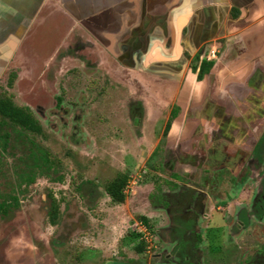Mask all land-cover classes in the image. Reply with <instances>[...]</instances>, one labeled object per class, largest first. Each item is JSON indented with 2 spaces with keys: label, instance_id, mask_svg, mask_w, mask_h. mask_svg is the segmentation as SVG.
Listing matches in <instances>:
<instances>
[{
  "label": "rangeland",
  "instance_id": "1",
  "mask_svg": "<svg viewBox=\"0 0 264 264\" xmlns=\"http://www.w3.org/2000/svg\"><path fill=\"white\" fill-rule=\"evenodd\" d=\"M237 51L243 52L244 48L239 46ZM213 53L204 57L217 60L218 54ZM54 55L53 49L42 57L27 52L21 56V66L13 69L17 77L12 87L7 84L10 71L5 69L0 78V93L8 91L16 104L29 107L41 125L38 132L30 131L0 116V203L8 201L10 195L18 199L8 218L0 210V258L4 255L12 260L10 264H180L178 251L182 238L167 228L170 216L174 220L182 217L176 202L182 197L180 201L184 200L186 193L179 194L187 187L175 188L174 182H167L174 172L173 179L180 180V184L189 182L200 187L207 204L206 216L199 218L201 223L183 236L191 239L185 247L190 259H185L184 264H231L228 258L231 252L227 250L231 228L223 226L221 240L226 246L217 259L214 253L219 247L220 230H208L209 247L205 238L201 242L195 236L198 231L204 234L205 225L217 226L224 215L234 218V207L245 203L252 192L260 197V192L256 195L258 176L248 178L245 185L241 182L233 198L238 203L234 205L227 196L233 190V175L219 168L220 165L209 168L198 165L196 159L191 167L179 162L172 165L169 160L166 162L169 169L162 167L167 156L163 153L166 144H172L167 149H171L174 157H180V145L186 140L188 126L206 123L202 116L209 105L207 101L198 108L199 117L187 108L188 100L198 88L192 90L183 86L184 81L168 77L171 71L162 70L154 75L157 81L164 79V85L153 81L146 86L128 72L110 66L86 67L69 58L58 65ZM14 59L19 61L16 55ZM28 60L40 62V67L35 69V64L26 67ZM166 79L172 85L175 82L176 89L171 90L173 86L167 85ZM57 96H61L62 102L55 105ZM135 105L138 111L133 110ZM175 105L180 107V116L173 123L171 137L162 138L168 111ZM136 115H141L139 127L132 124ZM223 121V117L213 118L207 122L208 129ZM244 141L238 145L231 142L226 147L240 152ZM157 143L158 149L147 160ZM40 150L45 151L46 159L38 160L37 164L34 157ZM240 171L241 175L244 167ZM26 172L33 176L30 182L22 179ZM118 174L127 175L125 198L121 202L114 201L105 191L108 182ZM236 179L240 182L239 177ZM52 197L58 208V218L53 224L47 215L48 200ZM219 199L226 203L222 205L217 202ZM163 200L173 203L169 211L160 206ZM140 216L147 217L148 224ZM190 216L194 215L186 218L191 219ZM263 224L260 220L251 222L247 225L248 234H240L241 241L244 240L241 245L248 241L251 247H256L251 253H261ZM139 244L143 246L141 252L135 249Z\"/></svg>",
  "mask_w": 264,
  "mask_h": 264
},
{
  "label": "crops",
  "instance_id": "2",
  "mask_svg": "<svg viewBox=\"0 0 264 264\" xmlns=\"http://www.w3.org/2000/svg\"><path fill=\"white\" fill-rule=\"evenodd\" d=\"M51 49L58 65L69 58L86 67L110 66L146 86L164 85L154 75L171 71L165 75L198 88L188 110L214 98L209 111L216 107V117L224 118L222 138L232 137L228 128L245 132L248 113H264V0H0V78L10 71L9 87L27 52L42 57ZM210 52L218 59L204 57ZM242 140L244 133L232 139L235 145Z\"/></svg>",
  "mask_w": 264,
  "mask_h": 264
},
{
  "label": "flooded vegetation",
  "instance_id": "3",
  "mask_svg": "<svg viewBox=\"0 0 264 264\" xmlns=\"http://www.w3.org/2000/svg\"><path fill=\"white\" fill-rule=\"evenodd\" d=\"M204 101H207L209 104L205 108L204 116H202L203 120L206 118V123L201 124L199 122L198 123L194 122L190 126H188V128L186 129V132H187L186 133L187 136L185 137L186 140H184L180 145L181 151L178 150L180 152V157H174L172 155L173 153L171 149H167V146L169 145L171 146L172 144L167 143L166 146L164 147L166 149L163 151L164 154L167 153V156L166 157L164 156L165 159L163 161L162 167L163 168L166 167L167 169H169L168 168L169 166L166 165V162L168 160L169 162H171L170 164L172 165L175 164V162L176 163L179 162L178 164L180 165H186L187 167L188 166L191 167V165L195 164L196 159H197L198 165L203 164L206 167H209V166L212 167V165L216 166V164L220 165L219 168H224L225 172L228 171V173H231V177L233 175V178H234L233 187H232L233 190H230L229 194L227 195L229 198H232L233 201H234L233 198L236 196L242 183L245 185L246 183H248V178L252 179L258 176L259 188L256 190L257 191L256 195L258 196V192H260L261 193L259 195L260 197H256L254 193L252 192L250 195H248V200H246L245 203L241 204L243 207H241V205L237 207L235 206L234 207L236 208L235 215H234L235 221H234V218L231 219V215H224L225 217L224 216L221 217L220 223L217 226L205 225L203 227L204 234L200 233L199 231L197 233L199 234L198 240L200 238L201 242H203L205 238L208 244V247H209L211 243V238L208 234L209 233L208 230L216 229V228L220 230V235L217 236V239L220 240L218 241L219 247L216 249L217 252L214 253L215 259H217L218 255H220V253L226 246V245H223V242L221 240L222 230L224 228L223 226H226L227 228L229 227L233 231L231 234L227 235L228 241H230L228 242L229 244H227L229 246L227 250L231 252V253H228L229 254L228 258H230L229 262L231 264H264V245L262 246L261 253H251V250H253L256 247L255 246L251 247L250 246L251 243H249L248 241L246 242V244L241 245L242 243H244V240L241 241L243 236L240 235L242 233L248 234L247 228L249 226L247 225H250L251 222L260 220L262 223H264V113L263 115H261V118H259L258 116L255 117V113L254 115H252L251 113H248L247 115L249 116V118L245 119V122L247 124L245 132L244 131L237 132L239 127L228 128L230 129V131H234L232 133V137L230 135L229 137L222 138L223 134H218V132L224 130L222 123L220 126L210 127L209 129L207 125V122H209L213 118L216 119V115H218L216 112V107L213 112L209 111V108L211 106H216L217 103L215 102L214 98L211 100L205 99ZM251 105L253 108L257 105V103L254 101L251 103ZM133 108H134L133 109L134 111L139 110L138 106H135ZM172 108L168 111L167 118L163 124L162 138H165V139L166 138L169 139L171 137L170 133L173 127V123L174 121L176 122L177 117L180 116L178 112L175 118H172L171 120L170 117L172 114ZM128 110H131V109H128ZM191 113H193V116L199 117L198 111L192 110ZM168 120L170 121V127L168 129V132L164 134L165 127L167 125ZM132 122H133L132 123L133 126L135 127L141 126V115L140 116L136 115V117L133 116ZM253 132L254 134H257V135L256 136L253 135L252 134ZM243 133L245 134V141L243 142L244 143L243 149L241 148L242 150L240 152H238V150L236 149H233L232 151H230V148L228 147L229 148L228 150L226 145L234 144L232 139H234L235 137H239V138L242 137ZM225 140H228L230 143H227ZM184 142L185 144H183ZM158 146H159V143L154 145L152 149L153 151L149 155V158L147 160H151L152 154L158 149ZM143 147L144 146L141 145V148ZM143 155H146V151H143ZM185 155L186 157H184ZM207 155H210L211 158H208ZM189 160H193V162L190 163ZM242 167H244V171L240 175V172H241L240 170H242ZM176 173L180 174V172H176ZM173 174L175 173L174 172L170 173V180H167V182L169 183L174 182L173 187L175 188L187 187L185 191H184L185 188H183L182 189L183 191L181 190L182 192H180L179 194L181 196L182 193L183 194L186 193L184 200L180 201L183 198V197L182 198L180 197L181 199H178L176 202L178 205V210L179 211L181 210L180 212L179 211L178 212L180 216L182 217H178L176 220H174L172 216H170L169 218L170 219L169 228H167V230H171L172 232L177 234V232H179V230L183 228V226L194 230V227H196V223H199V218L206 216L205 208L207 207V204H206V198H205L206 196L204 195V191L200 187L190 185L189 182L183 183L182 185L179 182L180 180L175 181V179H173V176H172ZM174 176L178 177L177 175H174ZM237 177H239L240 182H238V180L236 179ZM168 194L170 193L168 192ZM168 194L165 193L164 196L166 197L168 196ZM193 194H197V195L195 196ZM217 202H221L222 205L226 203L224 199L223 200L219 199V201ZM233 203L235 205L238 202H236L235 200ZM160 206L165 207L166 211H169V206L173 207V203L168 200L167 201L163 200ZM214 208L216 209L215 205H214ZM218 208L219 207H217V209ZM223 209H226L225 206ZM189 215H194V216H190L191 219L186 218ZM140 217H145V216H140ZM145 218L147 219V217ZM225 218L227 219V223L225 221ZM234 228L236 230H234ZM189 229H187V231ZM185 234L186 233L182 234L181 236L178 234V236L182 238L181 240H184L185 238H183V236H185ZM189 239L190 238H188V241L187 240L184 241V243L185 242L186 243L184 247L181 249V251L182 250L185 251V247L188 246L189 243H191L190 242L191 239L190 240ZM201 242H200V245H201ZM196 248H197L196 250H198L199 247H196ZM241 248L243 250H241ZM246 249H249V251L247 250L248 255L245 253ZM185 253H186L185 258L189 260L190 255L186 251ZM244 253L245 255H242ZM202 255H204V252L202 253ZM11 262L12 260L6 259L4 255L1 256L0 258V264H10Z\"/></svg>",
  "mask_w": 264,
  "mask_h": 264
},
{
  "label": "trees",
  "instance_id": "4",
  "mask_svg": "<svg viewBox=\"0 0 264 264\" xmlns=\"http://www.w3.org/2000/svg\"><path fill=\"white\" fill-rule=\"evenodd\" d=\"M198 57L199 56H196L195 60H197ZM202 64L206 65L207 61H202ZM194 69H196V66H194ZM201 70L203 72L204 70H206V68H201ZM202 72L198 73L199 78L202 76ZM11 81H12V78L9 80V85H11ZM178 108L179 107L177 105H175L172 108V114L170 117L171 120L172 118H175V116L177 115ZM0 116L3 118V120L7 119V121H9L10 123L23 127L30 131L38 132L41 128L39 121L34 117L32 111L26 106H20L16 104L13 100V95L9 93L8 91H6L5 94L0 93ZM169 127H170V121L168 120L167 125L165 127L164 134L168 132ZM44 159H46V154H45V151L43 150H40V152L38 151V155L34 157V160H37L36 162L37 164H40L38 160H44ZM22 179H27L28 182H30L31 179H33V176L32 174H27L26 172V175L23 176ZM126 183H127V175L118 174L111 181L108 182V184L105 187V191L114 201L121 202L125 198V194L123 190H124V187L126 186ZM17 200L18 199L15 196L10 195L8 201L0 203L1 213L3 215L4 214L7 215L5 219L8 218L9 214L11 213L9 212V210L13 208V206H16L18 204ZM48 209H49L47 213L48 221L49 223L53 224L58 218L57 203L53 197L50 199V201L48 200ZM140 218L144 223L148 224L147 219L145 217H140ZM187 229L189 228L183 226V228L179 230L178 234L181 236L182 234L187 232ZM188 231H193V230L190 228ZM196 237L198 238L199 236H196ZM185 240L188 241V239H184V241ZM184 241L183 240L180 241L181 248L178 251V254H180L182 258L180 264H184V261L186 259L185 251L183 250L181 251V249L184 247L186 243V242L184 243ZM135 249L138 252H141L143 250L142 244L137 245Z\"/></svg>",
  "mask_w": 264,
  "mask_h": 264
},
{
  "label": "built area",
  "instance_id": "5",
  "mask_svg": "<svg viewBox=\"0 0 264 264\" xmlns=\"http://www.w3.org/2000/svg\"><path fill=\"white\" fill-rule=\"evenodd\" d=\"M214 53H212V55H213Z\"/></svg>",
  "mask_w": 264,
  "mask_h": 264
}]
</instances>
